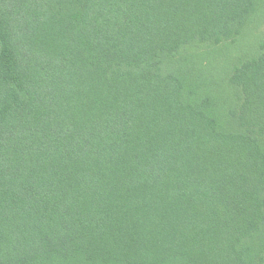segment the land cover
Listing matches in <instances>:
<instances>
[{
	"label": "trees",
	"instance_id": "16d2710c",
	"mask_svg": "<svg viewBox=\"0 0 264 264\" xmlns=\"http://www.w3.org/2000/svg\"><path fill=\"white\" fill-rule=\"evenodd\" d=\"M263 28L264 0H0V264H264Z\"/></svg>",
	"mask_w": 264,
	"mask_h": 264
},
{
	"label": "rangeland",
	"instance_id": "374dc122",
	"mask_svg": "<svg viewBox=\"0 0 264 264\" xmlns=\"http://www.w3.org/2000/svg\"><path fill=\"white\" fill-rule=\"evenodd\" d=\"M264 29V28H263ZM246 42V40L243 42V43H245Z\"/></svg>",
	"mask_w": 264,
	"mask_h": 264
}]
</instances>
